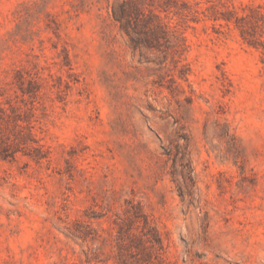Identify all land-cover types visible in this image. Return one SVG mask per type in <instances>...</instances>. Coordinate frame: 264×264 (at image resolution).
<instances>
[{
    "label": "rangeland",
    "instance_id": "obj_1",
    "mask_svg": "<svg viewBox=\"0 0 264 264\" xmlns=\"http://www.w3.org/2000/svg\"><path fill=\"white\" fill-rule=\"evenodd\" d=\"M0 264H264V0H0Z\"/></svg>",
    "mask_w": 264,
    "mask_h": 264
},
{
    "label": "trees",
    "instance_id": "obj_2",
    "mask_svg": "<svg viewBox=\"0 0 264 264\" xmlns=\"http://www.w3.org/2000/svg\"><path fill=\"white\" fill-rule=\"evenodd\" d=\"M128 15L129 14H128V12L126 10V6L124 4H121L118 9L114 8V16L120 22L122 29L124 31H126L128 35H130V37L133 41H137V39H135L132 36V33L129 31L130 18ZM159 26H160V28H163L161 25H159ZM6 155H8V153ZM156 234H157V231H156ZM155 238L159 239V235L158 236L156 235Z\"/></svg>",
    "mask_w": 264,
    "mask_h": 264
}]
</instances>
